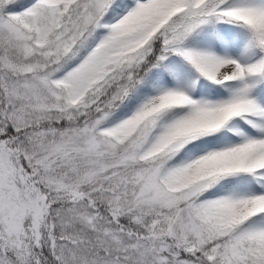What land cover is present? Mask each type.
Here are the masks:
<instances>
[{"label": "snow or ice", "instance_id": "obj_1", "mask_svg": "<svg viewBox=\"0 0 264 264\" xmlns=\"http://www.w3.org/2000/svg\"><path fill=\"white\" fill-rule=\"evenodd\" d=\"M0 264H264V0H0Z\"/></svg>", "mask_w": 264, "mask_h": 264}]
</instances>
